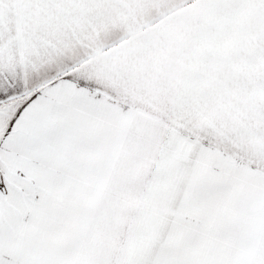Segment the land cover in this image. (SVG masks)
Masks as SVG:
<instances>
[{"label": "snow or ice", "instance_id": "snow-or-ice-1", "mask_svg": "<svg viewBox=\"0 0 264 264\" xmlns=\"http://www.w3.org/2000/svg\"><path fill=\"white\" fill-rule=\"evenodd\" d=\"M0 264H264V0H0Z\"/></svg>", "mask_w": 264, "mask_h": 264}]
</instances>
